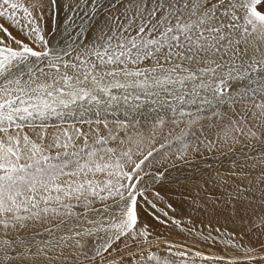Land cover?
<instances>
[{"label":"snow or ice","instance_id":"obj_1","mask_svg":"<svg viewBox=\"0 0 264 264\" xmlns=\"http://www.w3.org/2000/svg\"><path fill=\"white\" fill-rule=\"evenodd\" d=\"M0 264H264V0H0Z\"/></svg>","mask_w":264,"mask_h":264}]
</instances>
